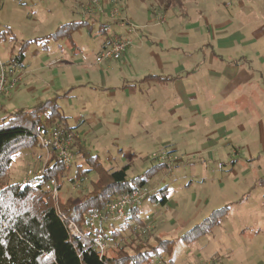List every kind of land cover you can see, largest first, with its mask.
Wrapping results in <instances>:
<instances>
[{"label": "rangeland", "instance_id": "1", "mask_svg": "<svg viewBox=\"0 0 264 264\" xmlns=\"http://www.w3.org/2000/svg\"><path fill=\"white\" fill-rule=\"evenodd\" d=\"M92 1L0 0V63L8 83L19 79L0 96V118L58 96L73 128L53 201L79 204L92 189L93 173L67 180L85 168L78 141L107 169L128 165V179L148 172V195L166 189L165 206L139 208L138 238L171 242L151 264H264V0H181L159 23L146 15L153 0H98L89 13ZM82 22L70 39L46 40ZM114 33L132 40L129 53L97 64ZM52 156L39 143L19 150L8 181L34 180Z\"/></svg>", "mask_w": 264, "mask_h": 264}, {"label": "trees", "instance_id": "2", "mask_svg": "<svg viewBox=\"0 0 264 264\" xmlns=\"http://www.w3.org/2000/svg\"><path fill=\"white\" fill-rule=\"evenodd\" d=\"M153 1L155 8L163 13L181 6V0ZM84 25L85 22L62 25L46 40L70 39L71 34ZM105 42L109 43L108 40ZM21 56L12 58V62L18 63ZM57 98H51L32 110H19L0 118V264H151L152 257L161 258L167 252L157 248L171 242L159 239L158 246H154L145 237L146 240L138 238V228L145 225L139 216V208L129 211L124 223L114 225L109 221L106 230L103 225L95 231L88 230L90 215L101 213L107 219L106 206L112 200L146 188L148 172L128 179V165L117 170L107 169L97 156L90 155L75 141L73 155L83 160L85 168L76 165L73 176L67 180L74 183L86 177L87 173L95 175L90 181L92 189L79 204L69 200L55 203L45 189V183L50 179H66L64 166L55 156L34 180L23 183L8 181L14 157L19 150L38 145V135L50 129L74 133L58 108ZM144 201H158L165 206L166 189L147 194ZM70 221L81 228L77 238L72 237L68 230ZM96 233L114 242V249H106L102 254L98 252L93 244ZM198 235L193 233L190 236L193 239Z\"/></svg>", "mask_w": 264, "mask_h": 264}, {"label": "built area", "instance_id": "3", "mask_svg": "<svg viewBox=\"0 0 264 264\" xmlns=\"http://www.w3.org/2000/svg\"><path fill=\"white\" fill-rule=\"evenodd\" d=\"M115 0H110L109 4H113ZM99 6L100 2L98 0H93L89 4L88 12L90 11L91 6ZM118 11L116 9L111 10V18L117 16ZM158 23L163 22L162 16L157 18ZM123 26L127 28V31L130 33H135V28L132 25L122 23ZM133 42L128 37L115 36L100 52L96 55V63L103 64L112 61L119 60L125 52L132 46ZM14 69L12 70V73ZM18 78L12 80L8 83V79L4 70V66L0 63V96L6 95L11 89H13L18 83ZM74 134L71 132H63L60 130L50 129L44 134L37 136L38 143L43 146L46 150L48 148L53 149L56 152V159L59 161L64 168H69L72 164V154L70 147L72 146L71 142ZM36 183V182H35ZM45 189L50 193L51 198L55 201L58 194V188L55 179H50L45 183ZM147 193L144 189L133 190L129 193L123 194L119 197H116L106 206L107 219L101 213H94L90 215L88 220V230L95 231L98 226H100L105 221H115L118 220L121 223H124L128 219L129 211L134 208H140L144 202V198ZM68 230L72 237H79L81 232L78 229L77 225L70 221L68 223ZM95 249L101 254L109 246L107 239L101 234L96 233V236L93 241Z\"/></svg>", "mask_w": 264, "mask_h": 264}, {"label": "crops", "instance_id": "4", "mask_svg": "<svg viewBox=\"0 0 264 264\" xmlns=\"http://www.w3.org/2000/svg\"><path fill=\"white\" fill-rule=\"evenodd\" d=\"M105 10H106V8H105ZM147 16H149L150 17V15L152 16H155V18L157 19L159 16H162V17H164L165 16V13H163V12H157L156 10H155V5H153V6H151L150 7V10L149 11H147V14H146ZM150 20V19H149ZM126 24V23H125ZM119 27H121V28H124L125 26H123L122 24H119ZM126 28V27H125ZM106 30V28L105 27H101L100 28V31H105ZM126 32H128L127 31V28H126ZM128 34H134V33H130V32H128ZM115 36H118V34H112V36L111 37H109L108 39H106L105 41H107L108 40V42H110ZM102 42L101 43V45H100V47H99V49H98V52H100V50L102 49V48H104V46H106V42ZM129 49L127 50V52L125 53V55H127V53H129ZM97 52V53H98ZM21 61V60H20ZM24 68H23V66L21 65V68H20V70H23ZM20 70H19V72H20ZM14 72L15 73H18V71L16 70V69H14ZM179 78V76L176 78V79H178ZM180 79V78H179ZM170 80H173V79H171V78H168V81H170ZM175 80V79H174ZM6 97H8V96H6ZM167 204V203H166Z\"/></svg>", "mask_w": 264, "mask_h": 264}]
</instances>
